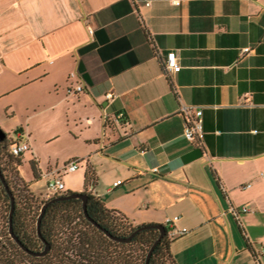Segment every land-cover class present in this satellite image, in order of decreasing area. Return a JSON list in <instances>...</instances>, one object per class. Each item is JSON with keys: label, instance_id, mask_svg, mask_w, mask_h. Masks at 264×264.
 Returning a JSON list of instances; mask_svg holds the SVG:
<instances>
[{"label": "crops", "instance_id": "crops-1", "mask_svg": "<svg viewBox=\"0 0 264 264\" xmlns=\"http://www.w3.org/2000/svg\"><path fill=\"white\" fill-rule=\"evenodd\" d=\"M0 128L30 142L38 195L78 158L66 191L92 166L135 225L177 217L176 264H264V0H0Z\"/></svg>", "mask_w": 264, "mask_h": 264}, {"label": "trees", "instance_id": "trees-1", "mask_svg": "<svg viewBox=\"0 0 264 264\" xmlns=\"http://www.w3.org/2000/svg\"><path fill=\"white\" fill-rule=\"evenodd\" d=\"M11 141L8 133L5 138L0 137V167L16 199L13 229L29 249L41 251L45 243L38 235L37 222L42 205L52 197H43L32 190L20 172L23 154L10 152ZM31 167L35 178H39L35 160L31 161ZM85 178L84 192L88 194L90 216L112 234L129 236L138 225L122 211L109 208L100 196L89 190L98 182L92 166H88ZM11 208V197L0 178V264H145L149 249L160 235L158 228H147L127 242L111 239L87 219L82 199L57 200L47 208L41 226L43 237L51 247L45 255L37 256L24 250L12 237ZM166 227L167 234L155 247L150 264H176L171 251L170 228L167 224Z\"/></svg>", "mask_w": 264, "mask_h": 264}, {"label": "built area", "instance_id": "built-area-1", "mask_svg": "<svg viewBox=\"0 0 264 264\" xmlns=\"http://www.w3.org/2000/svg\"><path fill=\"white\" fill-rule=\"evenodd\" d=\"M93 31L92 29L90 30ZM250 47H245L244 51H250ZM165 70L170 73L172 71L178 72L182 69V65L180 64L177 54L175 51H170L167 55V58L164 62ZM77 91L83 90V85L79 84L76 86ZM107 96L113 97V93L109 92ZM181 113L186 117V127L184 130L185 136L194 142L202 141L204 131H203V120L202 114L203 109L201 107H197L194 105H182ZM120 118H124L125 114L123 112L119 113L118 115ZM10 152L13 155H21L24 152L31 149V144L28 140H21V139H12L11 144L9 146ZM80 168V159L74 158L68 161L63 167L62 172L59 173L57 177H54L47 182L48 194L47 197H53L57 194H61L66 192V183L63 179V175L69 172H74ZM122 180H118L114 183L115 186L122 183ZM250 208L248 205H241L240 207H233L234 214L239 217L241 213L249 211ZM177 218V217H176ZM176 218L169 219L168 225L172 228L169 231V237L173 238L176 234V230H174ZM186 229H184L185 231ZM262 253H264V245L262 247Z\"/></svg>", "mask_w": 264, "mask_h": 264}, {"label": "water", "instance_id": "water-1", "mask_svg": "<svg viewBox=\"0 0 264 264\" xmlns=\"http://www.w3.org/2000/svg\"><path fill=\"white\" fill-rule=\"evenodd\" d=\"M7 136V133L0 128V137L3 139ZM0 178L1 181L3 182V185L5 186L8 194L11 197V202H12V208H11V213H10V232L12 237L20 244V246L26 250L27 252H29L30 254L33 255H37V256H43L45 255L49 249H50V243L43 237L42 234V220L43 217L47 211V208L49 207V205L57 200H63V199H70V198H80L83 200V210H84V214L87 217V219L93 223L95 226H97L99 229H101L108 237H110L111 239L117 240V241H122V242H127L130 241L138 232L147 229V228H158L160 230V235L159 237L154 241V243L152 244L151 248L149 249L147 256H146V261L145 264H150V260L151 257L153 255V252L155 250V247L158 245V243L162 240V238L167 234V227L165 224L162 223H157V224H144V225H140L138 226L129 236L127 237H122V236H118V235H114L112 234L109 230H107L106 228H104L103 226H101L97 221H95L89 214L88 212V194L85 192H76L73 191L71 193H65L63 195H57L52 197L51 199L47 200L41 208V212L38 218V222H37V232L39 237L42 239V241L45 243V248L41 251H34L29 249L25 244H23V242L20 240V238L15 234L14 229H13V212L15 209V205H16V199H15V195L10 187L9 182L7 181L1 167H0Z\"/></svg>", "mask_w": 264, "mask_h": 264}, {"label": "rangeland", "instance_id": "rangeland-1", "mask_svg": "<svg viewBox=\"0 0 264 264\" xmlns=\"http://www.w3.org/2000/svg\"><path fill=\"white\" fill-rule=\"evenodd\" d=\"M9 138L12 140V139H17V134L16 133H14V132H12V133H10V135H9ZM29 151L30 150H28V151H26V152H24V154H26V163L24 164V173H25V176L26 177H29V176H31V166H30V163H29V161H28V158H29V156H30V154H29ZM64 151L65 152H69V151H71V149H64ZM140 254H141V251L139 252ZM53 261H55V260H53ZM141 262H138V264H140Z\"/></svg>", "mask_w": 264, "mask_h": 264}]
</instances>
